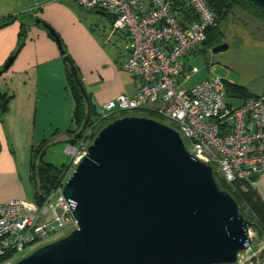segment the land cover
<instances>
[{
  "label": "water",
  "instance_id": "water-1",
  "mask_svg": "<svg viewBox=\"0 0 264 264\" xmlns=\"http://www.w3.org/2000/svg\"><path fill=\"white\" fill-rule=\"evenodd\" d=\"M248 1L264 10V0ZM35 23L56 42L88 105L59 36ZM227 48L220 43L211 51ZM88 121L89 114L75 139ZM62 195L74 204L77 228L11 264H238L252 245L249 230L261 235L220 187L212 166L187 151L179 132L144 116H122L99 129Z\"/></svg>",
  "mask_w": 264,
  "mask_h": 264
},
{
  "label": "built area",
  "instance_id": "built-area-1",
  "mask_svg": "<svg viewBox=\"0 0 264 264\" xmlns=\"http://www.w3.org/2000/svg\"><path fill=\"white\" fill-rule=\"evenodd\" d=\"M85 10L105 12L111 31L122 32L128 54L122 68L139 80L133 97L120 94L100 106V118L122 112L152 116L179 132L187 151L203 163L216 166L227 185L254 186L264 173V97H249L242 105L228 101L224 80L209 76L182 87L195 73L184 58L206 40L217 15L205 0H187L191 20L171 0H73ZM145 117V116H144ZM97 122L86 127L76 145L68 144L70 161L59 186L36 199L0 202V264L33 245L77 228L74 204L62 195L67 172L74 170L91 143ZM254 230H249L252 239ZM240 257V255H239ZM238 257V262H239Z\"/></svg>",
  "mask_w": 264,
  "mask_h": 264
},
{
  "label": "crops",
  "instance_id": "crops-1",
  "mask_svg": "<svg viewBox=\"0 0 264 264\" xmlns=\"http://www.w3.org/2000/svg\"><path fill=\"white\" fill-rule=\"evenodd\" d=\"M74 3L73 0H0V24L3 18L12 17L0 27V67L23 40L10 67L0 75V92L10 96L6 111L0 116V202L33 199L32 165L38 162L34 158L35 150L45 142L44 156L50 146L57 144H63L65 153L66 145L71 144L70 133L76 128L75 104L67 80L69 66L54 39L35 20L48 24L57 33L65 55L77 67L98 111L102 104L120 94L133 97L138 89L139 80L122 68L128 57L126 36L111 31L112 19L105 12L93 10L107 19L109 27L102 21L84 19ZM203 51L205 47L201 45L187 55L185 66L195 70L187 61ZM242 60L245 70L250 66L245 72L249 78L243 76L237 83H224L243 87L251 96L264 97V84L253 85L264 78V58H255V53L248 52ZM196 72L198 69L195 75ZM227 99L235 106L246 100ZM253 187L264 203V173L255 176Z\"/></svg>",
  "mask_w": 264,
  "mask_h": 264
},
{
  "label": "trees",
  "instance_id": "trees-1",
  "mask_svg": "<svg viewBox=\"0 0 264 264\" xmlns=\"http://www.w3.org/2000/svg\"><path fill=\"white\" fill-rule=\"evenodd\" d=\"M205 1L207 2L208 6L213 10V12L217 15L216 25L207 30L206 40L202 44L205 47V50L206 49L210 50L215 45L220 43L221 33L219 32L218 26L221 20L227 18V16L232 11H240L247 16L255 17L257 19L259 18V16H261V18L263 17L262 20H264V10L248 0H205ZM171 2L174 8L183 11L187 16H189L191 20L195 19V16L192 14V12L186 7L187 0H171ZM11 19H12L11 16H7L3 18L0 27L9 23ZM20 36L21 37L24 36V31L21 32ZM22 41L23 40L21 39V41L18 44L17 50L12 54L14 55V57L18 53L19 49L22 47L23 44ZM75 68L77 70V78L78 80L81 81L79 71L76 66ZM67 80L75 104L73 118L76 128L70 133L71 138L69 140V143H71L72 145H76L78 142V139H75V135L84 124L87 114H89V121L87 127H91L93 124L100 122L94 128L95 131L91 135V139L94 138V136L96 135L95 134L96 130L101 124H103V122L108 121L109 123L116 118L128 115V114L125 115L126 112H122L119 114H111L110 116L101 119L100 113L97 107L92 103L91 96L88 93H87V97L89 103L88 105L86 104L84 97L80 92L77 80L71 74L69 68H67ZM224 89H225L226 97L228 98L240 97L247 99L249 97H256V96H251L245 91L243 87H240L238 85L224 83ZM9 99H10L9 95L0 92V116L6 111ZM147 117L150 118V116ZM44 143L45 142L41 143V145L35 150V154H34V158H36L38 161L35 168L36 176L34 180V192H33V199L36 200H39L41 194L48 193L49 191L53 190L55 187L59 186L65 168L67 166L64 165L61 168L59 167L57 168L52 164L44 163L42 161V158L44 156V148H43ZM219 180L217 181L220 187L231 194V196L240 205L241 213L248 220H251L256 223L258 230L261 232V236H263L264 235V203L257 195L255 189L243 182H235L231 185H227L225 182H223L222 179L219 178ZM245 210L247 211V213H244ZM10 257L11 255H6L0 258V263L5 262L6 260L10 259ZM259 258L262 261V259H264V253L259 254V256H257L256 259L253 257L251 260V264H264V260L262 262L261 261L257 262L258 261L257 259Z\"/></svg>",
  "mask_w": 264,
  "mask_h": 264
},
{
  "label": "rangeland",
  "instance_id": "rangeland-1",
  "mask_svg": "<svg viewBox=\"0 0 264 264\" xmlns=\"http://www.w3.org/2000/svg\"><path fill=\"white\" fill-rule=\"evenodd\" d=\"M74 4L76 5V3ZM75 8L79 13L82 14L84 19H88L89 21H102L104 22V26L108 25V21L104 16L97 14L94 11L81 9L77 5L75 6ZM262 19L263 17L261 18V16H259V18L257 19L255 17L247 16L240 11H232L227 16V18L222 19L218 26L219 32L221 33L220 40H222V43H225L228 48L217 53H213L211 50H205L188 59L187 62H189L190 65L195 68V70L198 69V73L196 72L197 74H194L189 81L182 85V87H190L196 82L198 83L204 77L209 76L219 77L226 82L232 81L234 83H237L240 79H243V76L249 78V73L247 72L246 74L245 72L250 68V66L246 70L244 69L246 65L243 67L244 63L242 60V56H244L245 53L248 54V52H251L255 53V58H264V20ZM100 29H102L101 25ZM262 84H264V78L259 79L253 83V85H255L256 87ZM127 114L138 115L137 112L131 111L125 113V115ZM144 116L147 117V115ZM150 118L157 120L152 116H150ZM107 123L108 121L103 122V124L98 127L95 134ZM43 161L51 163L57 168H61L64 165H68L70 157L63 152V144H57L54 146H50L47 149V153L44 156ZM213 171L216 175L217 180H219V175L216 172V166H214ZM71 173L72 170L68 171L66 174L67 177H69ZM244 213H247V211L245 210ZM67 234V232H64L57 235L56 237H53L50 240L27 248L24 252L9 261L8 264L16 262L22 257L27 256L37 247L46 243H50ZM261 253H264V235H258L257 230H254V234L252 236V245L250 246L249 250L240 254L238 264H251L252 258L254 257L256 259V257ZM257 260V262L261 261L260 258ZM263 260L264 259H262V261Z\"/></svg>",
  "mask_w": 264,
  "mask_h": 264
}]
</instances>
